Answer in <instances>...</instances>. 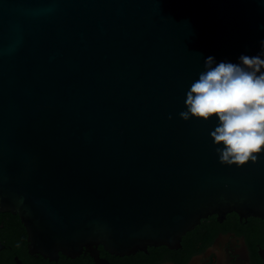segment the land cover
<instances>
[{"label": "water", "instance_id": "1", "mask_svg": "<svg viewBox=\"0 0 264 264\" xmlns=\"http://www.w3.org/2000/svg\"><path fill=\"white\" fill-rule=\"evenodd\" d=\"M261 39L264 0H0V213L53 259L264 219V154L221 162L215 121L179 115L207 56Z\"/></svg>", "mask_w": 264, "mask_h": 264}, {"label": "flooded vegetation", "instance_id": "2", "mask_svg": "<svg viewBox=\"0 0 264 264\" xmlns=\"http://www.w3.org/2000/svg\"><path fill=\"white\" fill-rule=\"evenodd\" d=\"M0 264H264V219L228 212L212 214L189 230L179 247L149 245L147 250L114 254L103 245L96 255L85 249L77 256L62 252L53 259L30 251L28 233L18 214L0 213Z\"/></svg>", "mask_w": 264, "mask_h": 264}, {"label": "clouds", "instance_id": "3", "mask_svg": "<svg viewBox=\"0 0 264 264\" xmlns=\"http://www.w3.org/2000/svg\"><path fill=\"white\" fill-rule=\"evenodd\" d=\"M184 103L182 119L215 121L210 135L221 162L243 165L260 159L258 154H264V39L257 54L242 53L236 62L207 56Z\"/></svg>", "mask_w": 264, "mask_h": 264}]
</instances>
